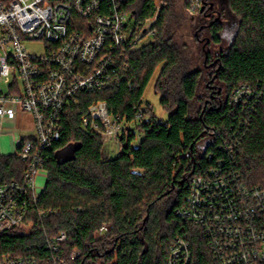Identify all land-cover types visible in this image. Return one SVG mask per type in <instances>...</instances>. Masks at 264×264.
I'll return each instance as SVG.
<instances>
[{"label": "trees", "instance_id": "16d2710c", "mask_svg": "<svg viewBox=\"0 0 264 264\" xmlns=\"http://www.w3.org/2000/svg\"><path fill=\"white\" fill-rule=\"evenodd\" d=\"M156 1L129 0L135 25L156 14ZM194 1L184 0L180 6L177 0H164L152 40L130 54L131 87L122 81L106 91L77 96L80 107L68 110L64 133L44 158L48 178L42 194L30 205L23 224L0 232V259L166 264L170 246L181 236L191 242L195 264H211L201 229L176 211L186 205L191 178L219 161L238 170L248 184L264 189V0H226L238 26L230 43L216 53L221 90L211 80L209 96L200 95L203 71L191 68L187 46L176 37L185 9ZM198 1L206 6L214 2L211 9L218 10L216 0ZM205 30L212 43L223 42L222 18ZM214 55L209 51L206 62L214 61ZM156 73L155 92L169 113L160 121L144 100ZM241 86L252 89L247 106L231 102L232 91ZM99 100H106L110 110L128 122L143 106L152 115L138 125L144 133L140 140L132 130L124 132L120 153L113 158H104L101 138L81 127L87 106ZM208 137L212 141L201 152L199 144ZM72 144L78 146L74 158L60 162L56 153ZM26 166L18 151L0 155V185L21 181ZM42 209L53 212L40 220ZM107 223L104 236L96 237ZM61 231L67 240L54 250L46 239ZM74 250L79 254L71 259ZM58 256L65 261H56Z\"/></svg>", "mask_w": 264, "mask_h": 264}, {"label": "built area", "instance_id": "2783aa9c", "mask_svg": "<svg viewBox=\"0 0 264 264\" xmlns=\"http://www.w3.org/2000/svg\"><path fill=\"white\" fill-rule=\"evenodd\" d=\"M128 3L0 0V125L26 112L35 129V136L17 140L16 152L27 163L22 180L0 185V232L23 224L30 205L42 194L48 178L44 158L64 133L68 110L80 107L77 96L106 91L122 81L132 86L130 54L143 45L147 35L155 34L152 26L164 0L156 1V14L143 25L134 24ZM199 6L195 0L187 9L195 11ZM35 41H43L44 53L30 52L28 43ZM252 98L249 86L231 93L233 104L247 106ZM143 107L128 122L115 115L106 100H99L87 106L81 127L97 134L103 144L115 142L122 148L121 135L131 131L134 123L151 119ZM40 177L45 178L41 186ZM52 212L42 209L37 218L42 220ZM176 213L201 229L211 264H264V189L248 184L238 170L219 161L194 175L186 205ZM109 226L104 224L102 229ZM66 240L67 233L61 231L47 237L46 243L58 250ZM78 254L74 250L70 258ZM55 260L65 261L62 256ZM36 262L34 256L0 259V264ZM166 264H195L191 242L176 237Z\"/></svg>", "mask_w": 264, "mask_h": 264}, {"label": "rangeland", "instance_id": "374dc122", "mask_svg": "<svg viewBox=\"0 0 264 264\" xmlns=\"http://www.w3.org/2000/svg\"><path fill=\"white\" fill-rule=\"evenodd\" d=\"M184 0H177L178 5H183ZM218 10L211 9V5H214V2H211L210 5L200 3V6L197 7L195 11H191L189 9H185V18L184 25L181 29H179L176 33V37L179 41L186 44L187 51L189 57H191L193 63L191 68L193 70L200 69L203 71L199 93L202 96H209L211 92L210 85L216 87L217 91L221 90V85L218 84L216 80V66L217 56L216 53L220 52L225 46H227L233 35L235 34L238 26V21L235 18L234 14L227 9L226 0H216ZM201 8V9H200ZM224 11L223 13L220 11ZM224 20L225 32L223 34V42L220 44H215L211 42V38L209 34L205 30L207 26H209L212 22L218 21L220 19ZM153 36L147 35L142 44H147L152 40ZM28 48L30 52L41 54L45 52V45L43 41H35L29 42ZM209 51L213 52L214 61L207 63V55L209 56ZM157 73L151 79L149 84L147 85L144 93V100L152 104L154 114L162 119L168 117L169 113L161 104V96L155 92V82H156ZM212 82L210 83V81ZM216 95V94H215ZM21 114H27L26 112H20ZM139 124L132 125V131L135 133L136 139L140 140L143 137V131L138 127ZM15 127L7 126L5 123L0 125V149H8L11 148V133L15 131ZM16 131L20 134L21 137H33L35 136L34 125L31 120L23 121L22 119L18 123V127H16ZM4 133V134H3ZM9 133V134H7ZM212 141V137H208L204 139L200 144L201 152H203L207 145ZM9 150V149H8ZM121 148L115 142H107L103 146V156L104 158H113L120 153ZM62 151L60 154H63ZM45 182L44 177H40L38 180L39 186L43 185ZM104 227V225H103ZM107 231V228L100 229L97 231L96 237L104 236V233Z\"/></svg>", "mask_w": 264, "mask_h": 264}, {"label": "crops", "instance_id": "0c3cea01", "mask_svg": "<svg viewBox=\"0 0 264 264\" xmlns=\"http://www.w3.org/2000/svg\"><path fill=\"white\" fill-rule=\"evenodd\" d=\"M22 119L23 121H27L28 119L32 121L31 116L29 114H21L19 113L18 116L16 117V119L13 120H9L7 121L5 124L7 126H13L15 127V131H13L10 135H11V139L9 142H11V148L8 149H0V155H10V154H14L16 152V146H17V140L19 138H25V137H21L20 134L16 131V127H18V123L19 121ZM4 134V133H3ZM9 134V133H7Z\"/></svg>", "mask_w": 264, "mask_h": 264}, {"label": "water", "instance_id": "95a60500", "mask_svg": "<svg viewBox=\"0 0 264 264\" xmlns=\"http://www.w3.org/2000/svg\"><path fill=\"white\" fill-rule=\"evenodd\" d=\"M208 57V55H207ZM129 128H127V131ZM124 135H121L120 140L123 141ZM78 146L76 144L69 145L61 150H59L56 155L60 162L68 161L70 159H73L75 156V151L77 150ZM64 152L63 154H60L61 152Z\"/></svg>", "mask_w": 264, "mask_h": 264}, {"label": "flooded vegetation", "instance_id": "af4514ba", "mask_svg": "<svg viewBox=\"0 0 264 264\" xmlns=\"http://www.w3.org/2000/svg\"><path fill=\"white\" fill-rule=\"evenodd\" d=\"M211 7H214V5H211Z\"/></svg>", "mask_w": 264, "mask_h": 264}]
</instances>
